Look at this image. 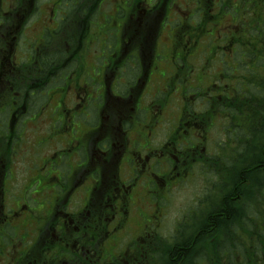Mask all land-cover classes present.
<instances>
[{"label":"flooded vegetation","instance_id":"obj_1","mask_svg":"<svg viewBox=\"0 0 264 264\" xmlns=\"http://www.w3.org/2000/svg\"><path fill=\"white\" fill-rule=\"evenodd\" d=\"M106 1L53 0L48 14L41 0L0 6V264H183L173 251L200 241L203 214H228L210 225L231 237L264 212L236 191L218 208L235 150L234 135L219 138L236 99L213 38L218 2L175 17V0H113L109 14ZM233 28L223 48L236 65L247 48L229 42ZM44 92L52 115L32 111ZM195 169L201 194L166 233L170 187ZM227 244L249 264L251 239Z\"/></svg>","mask_w":264,"mask_h":264},{"label":"trees","instance_id":"obj_2","mask_svg":"<svg viewBox=\"0 0 264 264\" xmlns=\"http://www.w3.org/2000/svg\"><path fill=\"white\" fill-rule=\"evenodd\" d=\"M218 2L217 6H221L220 12L215 16V19H220L222 14L227 16V13L237 14V5L245 3L250 4L252 23L249 29L243 22L236 23L241 27L236 36H232L230 43L235 45H243L247 49L242 50L241 61L236 64L237 73L234 75V80L230 86L235 89L234 102L225 104V110L230 112L231 116L229 126L227 125L228 137L234 135L235 150L234 156H231L232 161L228 162V152H226L224 175L229 176L228 182L234 191L242 194L246 201H252L253 210L263 208L264 206V37L260 36L258 29V19L264 15V0H214ZM213 3V0H209ZM260 6L257 10H251L253 5ZM210 6H207L208 10ZM206 20L213 19L212 15L205 13ZM243 14V18L245 17ZM250 34V36H249ZM241 37H240V36ZM257 36V37H256ZM258 38L261 44H256L250 48L247 45L251 43V39ZM233 76L231 77V79ZM234 119V122L232 120ZM233 128L234 131H230ZM233 139V138H232ZM228 143V141H227ZM221 185H227L223 182L225 178L221 176ZM224 195V196H223ZM226 201H229V196L225 192L221 194L220 201H218V208L226 207ZM207 206H213L212 201L209 200ZM215 206V205H214ZM212 212L203 214V236L199 238L200 241L193 243V239L188 240L193 244L180 243L173 251V257L177 261L184 257L183 264L195 261V264H235L234 258L231 256L229 249H226L224 244L229 238L230 231L221 227H217L216 233L213 235V227L211 223L225 218L228 214H218L217 219L211 215ZM209 214V215H208ZM208 215V216H207ZM233 219V216H232ZM250 229L251 247L249 249V264H264V212L258 216L252 214ZM214 226V225H213ZM221 229V233H220ZM219 230V231H218ZM248 226L243 229L242 236L247 234ZM258 234V237L254 235ZM200 237V236H199ZM261 239L258 247L254 246V240ZM186 255V256H185ZM214 259V261H213Z\"/></svg>","mask_w":264,"mask_h":264},{"label":"rangeland","instance_id":"obj_3","mask_svg":"<svg viewBox=\"0 0 264 264\" xmlns=\"http://www.w3.org/2000/svg\"><path fill=\"white\" fill-rule=\"evenodd\" d=\"M77 0H73V2H76ZM178 4L174 6L171 10L172 16L178 17V16H184L189 10V4H194L193 0H175ZM260 1V0H259ZM261 2V1H260ZM41 4L43 6L42 12L45 11L44 14H48V7L52 6L53 0H41ZM250 4L247 2L243 5H237V14H232V13H227L228 19L233 23L236 24L238 22H243L247 27L245 28L246 30L251 27L252 23H254L253 16L250 15L248 12L250 10ZM264 6V5H260ZM260 6L258 5H253L251 10H257ZM113 8V0L112 1H106L103 6L101 7V12L105 14H109ZM75 9V6L71 7L70 11H73ZM39 11V16H41L43 13ZM246 14L245 17L243 18V14ZM227 18L223 19V21L228 20ZM222 21V22H223ZM169 25H173L172 23ZM258 29H262L260 31L259 35L264 37V15H262L261 18L258 19ZM224 28L223 27H217L216 31L213 34V38L216 39L217 41H222L224 38V33H223ZM212 31V30H208ZM230 29H226L225 32L228 33ZM250 36V34H249ZM257 37V36H256ZM252 38L251 43L247 45L248 47L252 48L256 44H261L258 41V38ZM206 45V44H205ZM208 51L210 54L213 52H217L218 48L215 44H212L208 46ZM226 51L231 55V53L226 49ZM237 57H240V54H236ZM227 58V59H226ZM177 62H182L181 57L177 55ZM224 62L225 65L222 64V71L221 75L223 73H227L231 76H234L235 73H237V66L234 64L230 63V60L227 56H224ZM201 67V66H200ZM198 75L202 76L201 70L196 72L193 75V79H195ZM71 82V81H70ZM209 81L206 80L204 84L206 85ZM52 87V85L50 86ZM49 87V88H50ZM45 93V92H44ZM35 100V99H34ZM46 101V98H45ZM50 101L53 103L54 98L52 93L50 94ZM39 109V104L37 106L32 107V111H36ZM45 112H48V115H52L54 111V105H46L42 109ZM56 115V112H55ZM49 127V124L44 125L42 128H47ZM226 135V134H223ZM220 136L219 133H215L213 135V140L215 141L218 139ZM222 136H220V140ZM202 180L200 177V172L198 169H195L194 173L191 176H188L186 179H183L182 181H179L178 184H173L170 187V192L168 193L169 199L166 202L167 208L164 209V223H162V228L165 230L166 233H169L171 228L173 227L176 217L180 216L183 212H185L189 207L194 206L195 202L197 201L199 195L201 194L200 191V186L202 184ZM201 206V205H199ZM207 205L205 204L204 207Z\"/></svg>","mask_w":264,"mask_h":264},{"label":"bare ground","instance_id":"obj_4","mask_svg":"<svg viewBox=\"0 0 264 264\" xmlns=\"http://www.w3.org/2000/svg\"><path fill=\"white\" fill-rule=\"evenodd\" d=\"M45 98H46V101H45ZM46 105H50V103H49V100H48V95H47V93L45 92V93H43L42 95H41V97H40V99H39V111H43L42 109L44 108V106H46ZM45 112V111H44ZM46 113H48V112H46ZM216 187H220L221 188V192H225V193H228V192H230L231 193V191H233L234 189L232 188V187H230V186H228V185H221V182H219L218 184H216L215 185ZM209 204H211V203H209ZM189 242V244H193L191 241H188Z\"/></svg>","mask_w":264,"mask_h":264}]
</instances>
